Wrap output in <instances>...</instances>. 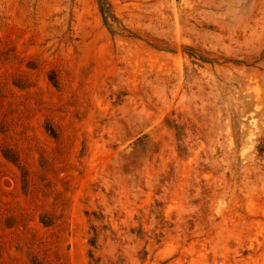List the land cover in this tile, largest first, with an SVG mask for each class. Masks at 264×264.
I'll list each match as a JSON object with an SVG mask.
<instances>
[{
    "label": "rangeland",
    "instance_id": "374dc122",
    "mask_svg": "<svg viewBox=\"0 0 264 264\" xmlns=\"http://www.w3.org/2000/svg\"><path fill=\"white\" fill-rule=\"evenodd\" d=\"M0 264H264V0H0Z\"/></svg>",
    "mask_w": 264,
    "mask_h": 264
},
{
    "label": "trees",
    "instance_id": "16d2710c",
    "mask_svg": "<svg viewBox=\"0 0 264 264\" xmlns=\"http://www.w3.org/2000/svg\"><path fill=\"white\" fill-rule=\"evenodd\" d=\"M102 11L105 13V8H102Z\"/></svg>",
    "mask_w": 264,
    "mask_h": 264
}]
</instances>
